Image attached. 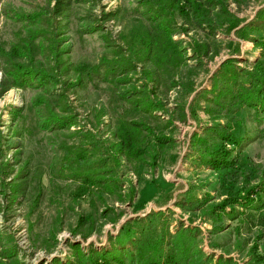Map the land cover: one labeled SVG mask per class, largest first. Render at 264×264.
<instances>
[{
  "label": "rangeland",
  "instance_id": "rangeland-1",
  "mask_svg": "<svg viewBox=\"0 0 264 264\" xmlns=\"http://www.w3.org/2000/svg\"><path fill=\"white\" fill-rule=\"evenodd\" d=\"M186 1L0 0V264H264V0Z\"/></svg>",
  "mask_w": 264,
  "mask_h": 264
},
{
  "label": "trees",
  "instance_id": "trees-1",
  "mask_svg": "<svg viewBox=\"0 0 264 264\" xmlns=\"http://www.w3.org/2000/svg\"><path fill=\"white\" fill-rule=\"evenodd\" d=\"M187 2V4L188 5H190L193 9H194V12L195 13H197L198 15H199V17H202V12H201V7L203 6V4L202 3H197L195 0H192V1H190V0H187L186 1ZM206 5H208L207 3H206ZM206 19V17H204V18H202V21L203 20H205ZM207 23L209 24V26H212V24H210V20H208L207 21ZM250 75V74H249ZM263 83H264V80H263ZM252 89H255L254 90V93H255V95H256V97H255V99H254V102H256V103H258V104H264V89H261L260 88V86H257L256 88H252ZM250 93H252L253 94V92H250ZM242 94V93H241ZM239 95V97H240V100L242 99H245L244 97V95ZM239 99V98H238ZM262 186L264 187V183L262 184ZM264 189V188H263ZM263 189H258L260 192H263L264 193V190ZM251 191L252 190H248V194H252L251 193ZM255 191V190H254ZM258 194V191L257 192H255V194H254V196L255 195H257ZM250 195H247V196H245L244 198H243V200L245 201V203L247 204V205H250L251 203L250 202H252L253 201V198H250ZM253 195V194H252ZM260 197H261V195H259ZM264 203V202H263ZM139 253L141 254V256L139 257L140 259H141V261H142V252L141 251H139ZM152 264H157V263H155V262H153ZM224 264H226V263H224ZM229 264H231V263H229Z\"/></svg>",
  "mask_w": 264,
  "mask_h": 264
}]
</instances>
